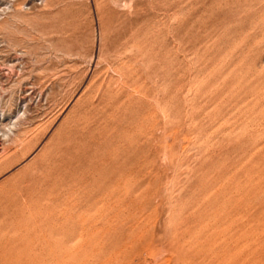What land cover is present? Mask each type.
Here are the masks:
<instances>
[{
    "label": "rangeland",
    "instance_id": "1",
    "mask_svg": "<svg viewBox=\"0 0 264 264\" xmlns=\"http://www.w3.org/2000/svg\"><path fill=\"white\" fill-rule=\"evenodd\" d=\"M0 120V264H264V0H0Z\"/></svg>",
    "mask_w": 264,
    "mask_h": 264
},
{
    "label": "bare ground",
    "instance_id": "2",
    "mask_svg": "<svg viewBox=\"0 0 264 264\" xmlns=\"http://www.w3.org/2000/svg\"><path fill=\"white\" fill-rule=\"evenodd\" d=\"M126 72V71H125ZM128 72V71H127ZM126 74V73H125ZM126 76V75H125ZM127 77V76H126ZM127 79H128V77H127ZM98 108V107H97ZM86 115V114H85ZM86 117H88V115L86 116ZM89 120V119H88ZM107 120V119H106ZM1 121V120H0ZM84 121H86L85 119H84ZM77 123H78V121H77ZM87 123V122H86ZM73 127V126H72ZM71 129V128H70ZM66 131H69L68 129H66ZM73 131V130H72ZM82 131V130H81ZM70 132V131H69ZM76 132V131H75ZM78 132V131H77ZM84 132V131H83ZM82 132V133H83ZM86 132V131H85ZM64 134V133H63ZM87 134V133H86ZM66 134H64V136H65ZM71 135V134H70ZM74 135V134H73ZM78 136V135H77ZM81 137V136H80ZM79 137V138H80ZM84 137V136H83ZM88 137V136H87ZM76 138V137H75ZM78 138V139H79ZM62 139V138H61ZM66 139V138H65ZM88 139V138H87ZM71 140V139H70ZM77 140V139H76ZM78 141V140H77ZM83 141H84V139H83ZM80 142V141H79ZM138 142V141H137ZM66 143V142H65ZM67 144V143H66ZM76 145H77V143H76ZM65 146V145H64ZM69 148V147H68ZM72 148V147H71ZM99 149V148H98ZM136 150V149H135ZM60 158V157H59ZM69 162H71V161H69ZM96 162V161H95ZM98 163V162H97ZM96 164V163H95ZM54 165V164H53ZM77 167V166H76ZM102 168V167H101ZM56 173V172H55ZM53 177H55V176H53ZM126 178V177H125ZM59 181H60V178H59ZM115 181V180H114ZM61 182V181H60ZM61 183H63V182H61ZM74 183V182H73ZM80 184V183H79ZM63 185V184H62ZM74 185V184H73ZM73 187H77V186H73ZM81 187V186H80ZM79 187V188H80ZM62 189V188H61ZM73 191V190H72ZM76 191V190H75ZM82 192V191H81ZM65 193H67L68 194V192H65ZM64 194V193H63ZM73 195V194H72ZM72 195L71 196H69V197H72ZM71 199V198H70ZM66 202V201H65ZM68 204V203H67ZM98 204V203H97ZM99 205V204H98ZM72 207V206H71ZM65 209V208H64ZM104 209V208H103ZM101 210V209H100ZM61 211V210H60ZM102 211V210H101ZM103 213V212H102ZM63 215V214H62ZM92 215V214H91ZM106 215V214H105ZM67 216V215H66ZM88 217V216H87ZM90 217V216H89ZM85 219V218H84ZM84 219H83V221H84ZM63 222V221H62ZM69 223V222H68ZM97 228V227H96ZM82 229V228H81ZM82 231V230H81ZM94 231V230H93ZM91 232V231H90ZM102 238V237H101Z\"/></svg>",
    "mask_w": 264,
    "mask_h": 264
}]
</instances>
